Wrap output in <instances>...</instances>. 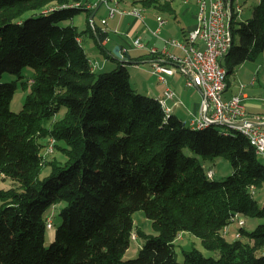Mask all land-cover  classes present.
Instances as JSON below:
<instances>
[{
    "label": "trees",
    "instance_id": "obj_1",
    "mask_svg": "<svg viewBox=\"0 0 264 264\" xmlns=\"http://www.w3.org/2000/svg\"><path fill=\"white\" fill-rule=\"evenodd\" d=\"M139 3L175 12L172 0ZM94 12L83 0H0V178L18 184L0 187V264H264V224L241 227L234 241L224 234L236 216L264 218V203L254 198L264 163L249 139L218 125L191 128L158 98L136 92L128 68L103 46L108 35L91 20ZM80 14L82 32L64 24ZM232 32L221 61L227 76L264 53V0ZM85 34L118 60L114 70H92ZM26 66L34 69L32 89L15 113L17 86L4 76L21 77ZM51 139L64 161L48 160ZM219 156L233 170L221 182L198 162ZM44 166L51 172L41 179ZM62 202V223L47 247V213ZM139 210L158 235L135 229ZM134 230L144 243L125 259ZM185 231L220 256L192 249L178 262L174 241Z\"/></svg>",
    "mask_w": 264,
    "mask_h": 264
},
{
    "label": "rangeland",
    "instance_id": "obj_2",
    "mask_svg": "<svg viewBox=\"0 0 264 264\" xmlns=\"http://www.w3.org/2000/svg\"><path fill=\"white\" fill-rule=\"evenodd\" d=\"M83 1L85 4H88L89 2L95 4L96 2V0H83ZM139 1L140 0H131L130 2L132 3V5L133 4L139 5L140 4ZM173 1H174L173 5L175 9L178 10V14H177L178 19L177 20L173 19L171 17L172 15L170 14L166 15L167 19L170 21V24L172 25L170 34H171V37L183 38V29L185 27V24L187 26L188 22L190 23L192 21L191 14L192 12L196 10L197 5L194 4V0H173ZM237 4L240 7V13L237 17L238 23L247 22L249 19L253 17L254 9L259 4V0H237ZM98 5L101 6V10L95 15V18H94L97 25L100 24V19H101L102 14H106L104 1L98 0ZM121 6L124 9L127 8L126 3L121 2ZM186 8L190 10L189 12L184 14L183 12ZM34 14L35 12H29L28 14H26V17L32 16ZM142 14H144V12H142ZM125 17L126 19H129V20L133 19L130 16H125ZM152 20H153L151 21L152 25H155L156 27L155 17H153ZM85 22H86L85 14H80V15H77L73 20L68 21L64 24H73L78 28L80 32H82L86 28ZM115 23H116V20L112 19V21L110 22L111 30L114 28ZM122 36L123 35L121 33H119V35L112 33V38H114L115 40H117L119 37H122ZM124 38H126L125 35H124ZM82 40H83L85 51L88 57L90 58V60L98 61L100 65H103V64L106 65L105 68L99 69L98 72H111L117 67V65L119 64L118 60L108 59L106 54L99 47L97 41L90 34H87V35L85 34ZM115 47H110L108 49H112V48L114 49ZM133 55L135 56L136 54L133 53ZM119 61L123 62L125 66L128 68V70L132 71V73L135 74L137 79L134 78L133 86H132L133 89L136 92L145 95L146 90L143 89V86L137 83V81H139L138 80L139 70H134L133 68H131L133 67V64H130L129 61L127 60L125 61V60L119 59ZM139 66L146 67L147 69H150V71H152V67H150L148 63H140ZM4 77H5V80L16 83L17 89L15 92L14 98L12 99V102L10 104V108L12 112L18 113L23 108L27 100V96L29 95L32 89L31 81H32V78L34 77V69L30 66H26L23 69L21 77H16V76L7 75V74ZM257 77L259 78L258 81L255 80ZM156 79H157V76H153L151 80H156ZM226 81L229 83L230 90L236 91L238 92V94H241V93L247 94L249 97V100L255 99V100L264 102V53L261 54L256 61L255 60L246 61L242 65L238 66L233 73L228 74ZM252 81H254L255 83L254 85L252 84ZM197 88L199 87L197 86ZM202 101H203V97H202ZM64 112H65V109L59 113L57 118H55V121L60 119L64 115ZM215 125H218V124H215ZM217 128L219 130L226 129V127L221 126V125H218ZM199 129H203V128H199ZM47 158L48 160H52V159L59 160V161L65 160L64 155H62L56 149L54 150L53 153H51V155H48ZM258 158L260 161L264 163V158L262 155H259ZM198 162L207 171L208 170L213 171L214 173L213 181H217V182L224 181L233 172L231 162L223 156L215 157L212 160H206L202 157H199ZM50 172H51V167L44 166L42 168L40 178L43 179L47 177L50 174ZM16 186H18V184L17 182H14L13 179L0 178L1 188L9 189V188L16 187ZM254 198L258 202H260V204L264 203V184L261 187L255 189ZM65 205L66 204L64 202L57 204L54 207H52L47 213V218L48 219L50 218L53 222V229H47V234H46V246L47 247L51 245L53 238L55 236L56 230L62 223V219L59 216V212L61 208L65 207ZM240 218L243 219L246 223L245 227L243 228L249 232L253 231L258 225L264 224V218H252V217H245V216H242ZM133 220H134V226L136 230L137 229L142 230L144 233L148 235L156 236L159 234L153 227L152 221L149 218H147L143 210L134 212ZM240 228L241 226L239 225L238 221L232 222L228 226V229H227L228 231V233L226 234L227 240L228 241L236 240V236L234 235V232L239 231ZM136 230H134V235L131 240L130 247L128 248V250L126 251L124 255L125 259H132V258L137 257L139 254V250L140 248H142V245L144 243V240L139 237ZM241 239L244 241L246 240L245 237H242ZM192 249H198L206 257L218 258L220 256V253L218 251H212V250L206 249L202 243L201 238L196 236L194 233L189 232V231L182 232L178 236V238L174 241V250H175V256H176L177 261L183 262L185 259L184 252L190 251Z\"/></svg>",
    "mask_w": 264,
    "mask_h": 264
},
{
    "label": "built area",
    "instance_id": "obj_3",
    "mask_svg": "<svg viewBox=\"0 0 264 264\" xmlns=\"http://www.w3.org/2000/svg\"><path fill=\"white\" fill-rule=\"evenodd\" d=\"M197 2L198 22L197 26L188 32V46H181L179 40L170 39L165 41V46L161 50L158 48L150 49L152 54L157 55L153 61L154 72L162 81H166V76L172 75L174 69L164 63L169 61L178 65L181 71L187 75V85L190 87L198 86L202 92V116L200 119L197 118L195 122L205 123L209 120H217L245 126L260 141L262 156H264V120L253 121L248 117L243 95H233L230 98L224 97L227 88H224L222 81L221 52L226 47L227 6H233V4H227V0H198ZM118 12L130 15L128 12L121 11L118 7H109L110 16H114ZM235 12L237 20L240 8L235 7ZM132 16L144 20L142 16ZM157 20L158 29L154 32L155 34H159L166 23L164 20ZM201 22L209 23L210 35L201 37V44H194V35H200ZM134 46L136 48L146 47L140 39L134 41ZM172 48H178L181 54L172 53ZM98 67H101L99 63ZM176 97V92L168 88L165 91V99L163 101L166 104V100H174ZM54 142L53 139L50 142V152L54 148ZM234 219L238 221L240 226L245 223L238 216ZM52 227L53 222L48 219L47 228L50 229ZM239 234L240 231H237L236 238H239Z\"/></svg>",
    "mask_w": 264,
    "mask_h": 264
},
{
    "label": "crops",
    "instance_id": "obj_4",
    "mask_svg": "<svg viewBox=\"0 0 264 264\" xmlns=\"http://www.w3.org/2000/svg\"><path fill=\"white\" fill-rule=\"evenodd\" d=\"M131 0H107L104 1L106 14H102L100 19V24H96L104 33H107L108 39L103 42V46L107 49L110 47H115L118 45L121 49V53L123 54L122 60L129 61L130 64H133L134 70H139L138 76L139 81L138 84L143 86V89L146 90L145 95L158 98V99H165V91L168 88L173 89L176 94L177 98L174 100H166V104L168 107L171 108L170 114L177 116L179 119L184 121L189 127L193 128V123L196 119H200L201 114V107H202V94L199 88L196 86L190 87L187 85V75L181 71V68L174 64V63H167L168 66L174 69V73L172 75L166 76V81H162L159 76L154 72V54L150 52L152 48H158L161 50L165 46V41L170 39H177V40H185V36L188 34L189 31L194 29L197 26V13H198V0H194V4L197 5V8L194 12H192V21L183 29V38H175L171 37L170 30L171 24L170 21L167 19V14L158 13L155 10H147L141 7V5H132L130 2ZM121 2L127 4V10L122 8ZM174 1L172 0V6ZM237 3V2H236ZM115 6L118 7L121 11H132L133 9H142L144 12L145 19H139L138 17L115 13L114 16H110L109 14V7ZM140 6V7H138ZM87 7H91L95 9V15L100 12L101 6L98 5V0H96L95 4L89 2ZM130 7V8H128ZM175 9V7H174ZM190 9H185L184 14L189 12ZM109 14V16H108ZM178 10L175 9V12L172 14L173 19L177 18ZM125 16H130L133 19L129 20L126 19ZM161 16L165 21V25L161 28L159 34H155L154 32L158 29V17ZM153 17H155L156 27L152 25L151 21H153ZM116 20L114 28L111 30L110 22ZM131 19V18H130ZM179 21V20H178ZM236 22H238L236 20ZM114 30V31H113ZM112 33L119 35L121 33L123 36L119 37L117 40L112 38ZM124 35L126 38H124ZM140 39L142 43L146 45L145 48H136L134 46V41ZM113 49V48H112ZM110 49V50H112ZM113 51V50H112ZM172 53L181 54V51L178 48H172ZM133 53L136 55L134 56ZM152 54V55H151ZM258 59V58H257ZM256 59V60H257ZM255 60V61H256ZM98 62V61H93ZM140 63H148L150 67H152V71L147 69L146 67L139 66ZM100 64V63H99ZM105 64L101 65V68H105ZM131 75V84L133 86L134 78H136L135 74L132 71H129ZM136 73V71H135ZM147 74V76H146ZM153 76H157L156 80H151ZM256 81L259 80L257 77ZM254 85V81H252ZM238 94L236 91H232L229 88V84L227 90L224 93L225 98H230L233 95ZM244 95V104L246 107V111L248 113V117L253 121H263L264 120V102L252 99L249 100L247 94L241 93ZM261 115V116H260ZM264 158V157H263ZM260 203V202H259ZM246 225V223H245ZM244 225V227H245ZM237 231L234 232L236 236ZM55 237V236H54ZM54 239V238H53Z\"/></svg>",
    "mask_w": 264,
    "mask_h": 264
},
{
    "label": "bare ground",
    "instance_id": "obj_5",
    "mask_svg": "<svg viewBox=\"0 0 264 264\" xmlns=\"http://www.w3.org/2000/svg\"><path fill=\"white\" fill-rule=\"evenodd\" d=\"M105 2H107V0H103ZM237 0H227V4H233V6H227V13H226V47L223 49V51L221 52V61L223 60V58L230 52L233 43H234V37H233V32H232V26L233 23H237L236 22V12H235V7L236 8H240L238 6V4L236 3ZM128 14L130 15H136V16H142L145 19V15L142 14V9H133L132 11H127ZM159 20H164L161 16L158 17ZM165 21V20H164ZM210 35V25L208 22H201V29H200V35H194V44H201V37H208ZM180 45L181 46H188V42H189V34H187L185 36V40H179ZM223 71H222V81H223V86L224 88H227L228 84H227V70L226 68L222 65ZM97 69H99L98 67V62H93L92 63V70L96 71ZM164 110L166 111V113L170 114V107L167 106V104L164 103L163 99H159ZM221 125V126H225L228 130H233V131H237L240 132L241 134H243L244 136H246L250 143L253 145V147L255 148L256 152L259 155H262V151H261V143L260 141L256 138V135L251 132L250 130H248L247 128H245V126L242 125H238V123H229L227 121H217V120H209L205 123H197L194 121L193 126L195 128H205L208 127L210 125ZM52 140V139H51ZM50 140V142H51ZM54 152V148L52 149V151L50 152V145L47 149V153H53ZM264 157V156H263ZM208 176L209 178H213V172L212 170L208 171ZM235 221V219H233V222ZM245 225V223H244ZM243 225V226H244ZM241 226V227H243ZM50 229H53L50 228ZM228 226L224 229V234L226 235L228 233L227 231ZM241 236V233L239 234V237Z\"/></svg>",
    "mask_w": 264,
    "mask_h": 264
},
{
    "label": "water",
    "instance_id": "obj_6",
    "mask_svg": "<svg viewBox=\"0 0 264 264\" xmlns=\"http://www.w3.org/2000/svg\"><path fill=\"white\" fill-rule=\"evenodd\" d=\"M94 16H95V12L91 15V20H93ZM112 54L114 55L115 58L122 60L123 54L121 53V49L118 45L113 49Z\"/></svg>",
    "mask_w": 264,
    "mask_h": 264
}]
</instances>
